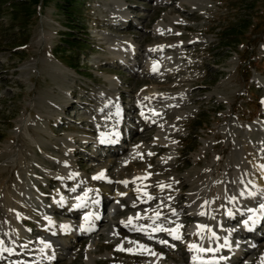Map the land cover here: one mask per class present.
Listing matches in <instances>:
<instances>
[{
  "label": "rangeland",
  "instance_id": "obj_1",
  "mask_svg": "<svg viewBox=\"0 0 264 264\" xmlns=\"http://www.w3.org/2000/svg\"><path fill=\"white\" fill-rule=\"evenodd\" d=\"M166 1L0 0V193L9 198V211H19L21 232L35 226L22 217L41 227V233L15 242L27 255H38L37 240L49 232L42 228L49 217L51 232L60 234L51 239L63 242L60 250L40 251L49 264H193L190 257L165 258L188 251L194 243L190 225L179 229L182 240L153 234L168 241L156 251L155 240L134 238L115 228V218L126 217L114 216L109 229L83 234V244L77 231L68 233L63 227L73 218L60 208L51 209L57 208L60 195L71 194L75 183L119 203L127 197L120 187L105 182L96 188L91 183L96 171L81 168L92 155L97 170L105 173L110 161L103 145L87 146L97 137L89 129L95 127L99 93L117 97L125 124L140 130L145 126L138 124L139 109H129L139 95H182L180 108L151 126V138L123 141L125 152L114 164L112 178L118 179L119 170L128 177L150 173L165 183L179 175L183 183L194 181L198 195L186 200L190 206L178 214L186 223V212L200 206L205 213L202 225L213 227L214 220L220 224L228 189L240 186L241 178L264 191V0ZM162 44L172 49L149 55ZM155 60L160 63L149 73L150 61ZM160 145L168 148L158 150ZM59 148L70 153L63 155ZM133 150L138 152L135 158L143 160L139 166L133 158L123 162ZM9 157L15 161L7 163ZM61 160L73 164L66 166ZM76 173L87 175L68 181L66 176ZM52 178L57 182L50 186ZM177 185L166 188L177 194ZM29 207H37V214ZM124 241H140L157 255L136 259L144 252ZM109 243L112 248L104 246ZM121 244L132 251L118 250ZM54 252L56 259H50ZM112 256L117 259L105 261ZM231 258L235 264L237 257ZM240 258V264H264L261 258H254V263Z\"/></svg>",
  "mask_w": 264,
  "mask_h": 264
},
{
  "label": "bare ground",
  "instance_id": "obj_2",
  "mask_svg": "<svg viewBox=\"0 0 264 264\" xmlns=\"http://www.w3.org/2000/svg\"><path fill=\"white\" fill-rule=\"evenodd\" d=\"M160 1L161 2L162 1L167 2L166 0H160ZM168 49H172L170 47V45H167V44L163 45L162 44L160 46H157V48L150 50L149 55L155 57L164 51L166 52V50H168ZM149 65H151V64H149ZM152 67H153V65L149 66V73H151L150 71H152ZM181 92H183V91H181ZM120 98H121V100H123V94H121L119 96V99ZM116 99H117V97L116 98L114 96L109 97V96H107V94L105 95V93H99L97 95V100H98L97 110H99V111H98V115L96 116V118L92 119V121L95 124L94 125L95 127H91L89 129L92 133H95V135H97V137L94 138V141L93 140L87 141V142H89V144L87 146H89L91 143H96V147L101 146V142H105V143L109 142V145L107 148V153H108V158L110 159V161L105 165L106 172L104 173V170H97V164L95 163L94 157L92 155L89 159L90 162H87L86 164H82V168H84V170L86 172L96 171L94 174L95 176H93L92 180H91L92 181L91 183L94 184L93 186H96V188H99L98 185L100 182L101 183L105 182V183H108L109 186L110 185L111 186L114 185L117 187L120 186L121 188H123V190L126 189L127 197H125L123 200L124 205H118L116 202H114V206L116 209V211H114L115 214H118V210H119V212H121L122 210L128 212V214H126L124 216V217H126L125 220H123L124 222H127L129 217H136L138 213L141 216H152V215H154V212L157 210L162 213L161 218H164L163 216L174 217L175 215L169 210V207L161 206L160 208H158L157 206L161 204V201H163L164 205L170 206L172 209L176 210V214H179V211L186 209L185 208L186 206H190L188 204V202H186V200L191 201L192 199L195 198V195H198L199 190H196L198 188L193 190L195 188V186H193V184H195L194 181H193V183H191V185H189V183H183V182H181V179H180V177L182 175H179L177 177L168 178L169 182L165 183L164 181H166V179H162L161 177H157V176H153V175L148 176L145 173H134L137 175H130L128 177V176H123L124 173L122 171H119V170H118V176H117L118 179H113L112 177L115 174L114 164H117L118 159H120L122 157V154L125 151H124L123 145L118 144L115 146V145L111 144V141L119 139L120 135H121V139H120L121 141H125L127 139V141H129V142L137 140L139 138H142V139L151 138L152 134H149V132L150 131L152 132V130H153L151 128V126H153L157 122H159L165 116V114L168 115L169 111H174V110L179 109L181 106V100L183 99L182 95L180 93H178V94H159L158 92H151L150 94H147V95H139L138 100H137V104H133V106L130 105L129 109H134V108L139 109V111H137L139 113V114H137V116L139 117L138 118V124L141 123L140 124L141 126H145V127H143V130L136 128L134 125L125 124L126 123L125 118L121 117V113L124 114V110H121V105L119 104L118 99L117 100ZM124 102H126V101H124ZM73 103H75V101H73ZM73 103H67L66 105L70 106ZM119 123H121L120 128L118 126ZM122 130H124V132H126L128 134L127 137H124V135H123L124 133L122 132ZM103 131H105V132H103ZM113 137H115V138H113ZM167 148L168 147L166 145H160L157 147L158 150H162V151L167 149ZM59 151L62 152L63 155L70 153L68 150H65V149L63 150L60 148H59ZM129 151H128V153H129ZM133 151H131L125 158H123V162H124V164H126L125 162L129 161L128 159L133 158L134 164L139 166L142 164L143 160L136 159L135 157L138 154V152L136 150H133ZM0 157H1V155H0ZM11 159H12V157H9L7 160V163L15 161V160L11 161ZM153 161L154 160L151 159V162H153ZM198 161H201V160L199 159ZM61 162L63 164H65L66 166H70L73 164L69 160H61ZM5 166H7V165H5ZM131 166H132L131 164L127 165L125 167V172L130 171ZM209 168H211V167L209 166ZM1 170H3V169H1ZM101 172L104 173V178L94 179V177H96ZM261 173H263V172H261ZM86 175L87 174L78 175V178H80L82 180L85 178L82 176H86ZM145 176H147L146 179H136L138 177L143 178ZM66 177L69 179L68 181H74V179H76V178H74L75 175H73V174L68 175ZM189 177H191V176H189ZM231 177H233V176H231ZM51 181L52 182H51L50 186L55 184L57 182V179L52 178ZM123 181H127L128 183H122ZM261 182H263V185H264V178ZM234 183H235V181H234ZM161 184H163V185L172 184L171 187H174L175 184H178L177 185V187H179L178 193L175 194L174 189H170V188H166V187L161 189V187H160ZM241 184H242V181L240 183V186H237V187L240 188ZM243 185H247V187H249L250 189L253 188V191H255L256 195H249L246 193L244 196V194H241V193H243L242 189H239V191L235 187H233V188L231 187L230 189H228V193H227L228 196L226 197V202H227L226 203V208H227L226 211L227 212L224 215L225 216L224 220L230 221V222H237L239 219H243L247 213H250L249 215H251L252 219L255 221V223H252V222L250 223V226L252 227V231L250 234L254 237L255 244L257 243L256 248H258V252L257 251L251 252L250 251L251 249L248 247L253 248V250H256V248L252 247V245H250V244H244V247L246 246V249H244L243 252H241L242 249H239V248L238 249H236V248L231 249L232 250L231 254L228 253L226 255V257H229V260H226L224 258L222 260H220V259L211 257V255H208V257L205 259L213 261L214 264H234V262H232V259L230 260V257L233 255L235 257H237L235 264L241 263L240 257H242V255L244 257L245 256L249 257L248 258L250 261L249 263H254V258H261V261L264 260V254L260 255L261 251L264 250V209L262 210L259 208V210L257 211L258 213L247 211L248 208L244 207L242 205V201L239 199L242 196L243 199L246 198L247 204L253 205L254 207H256L258 202L259 203L264 202V191H262L257 186H255L254 184H251L249 182L243 181ZM138 188L146 190L147 193H149L152 197H154V199L148 200L144 196L143 191H139V192L137 191ZM92 190H93V188H91L90 193L95 192L96 194H94V196H96V197L98 194V196H99L98 200L100 201V203H99V206L97 208H93L95 210V212H93V214H92V220L90 221V224H89L90 225L89 230L88 229H87L88 231H83L82 229L77 230V232L79 234L76 233V236H78V238L80 237L81 243H83V242L85 243L87 241V238L84 237L82 232H85L84 234H87V233L90 234L92 231L98 230V229H100V231L103 232L104 230L109 229L111 227L110 223L113 221V220L111 221L110 219H108V217L107 218L103 217L102 215L95 216L96 214L99 213L100 208L103 210V212H106L109 210L110 199L107 196H102V194L100 195L99 192H96L95 190L92 191ZM187 190H193V191H191V193L189 194V192ZM81 193H88V192H86L85 190H82ZM121 194H123V192H121ZM175 196H176V199H175ZM77 197H79V195H76L73 198V200H70L71 203L73 202L71 205H74L77 201L78 202L80 201L79 199H77ZM232 197H236V199L232 200L231 199ZM56 202H58V201H56ZM61 202H65V201L63 200ZM9 204H10L9 198L7 196H5L4 194L0 193V239H2L4 241V247L13 249V251H11V252H0V262H4L7 264H44L46 262V259H45V261H42L43 259L39 257V254H40L39 252L43 249H45L47 251L50 250V247H45V244L51 245V244H54V242H51L50 236H45V235L41 236L40 235L38 238L39 246L37 247V250H36L38 255H36V254L35 255H33V254L27 255L25 253V250H23L24 248H21V246L19 247L15 244L13 245L8 240L9 234L12 237H15L16 241H18V239L19 240H25L26 237L36 235L34 233L39 234L42 231H41V227L38 226L37 221H35L32 218H26V217L23 218L22 217L23 222L24 221L26 222L28 220V222H34L35 226L32 228L33 230H28L27 233L21 232V229L19 227V222H20L19 221L20 220L19 219L20 218L19 211H16V210L13 212L9 211V209H7ZM16 205L17 204H15L13 206L16 207ZM56 205H57V208L54 209L55 211H59V208H60V210L64 209L63 206L60 207L59 203H56ZM259 206H260V204H259ZM17 207H18V205H17ZM29 210L33 214H37L38 208L37 207H34V208L29 207ZM1 211H3V213ZM63 211H65L64 212L65 215L71 216V217H72V214H74L76 212L75 209H67V210L64 209ZM229 212H232L233 215L229 216L228 215ZM191 213L186 212V214L184 215L190 221L197 220L198 217L199 218L203 217V215H201L200 213H198V214H191ZM20 215H21V213H20ZM183 219L184 218L182 217V220ZM138 221L139 222L140 221H146L149 224L151 220L150 219H139V220H135L134 224H136ZM222 222H223V220H222ZM45 224H46L47 230H49L48 233H52V235H54L55 232H53V231L51 232V230L53 229L51 222L49 220H47V221H45ZM116 227H118V228L120 227V228L125 229L126 230L125 234H129L131 236L133 235V236H135L134 238L142 237L141 233H143V232L133 231V230H131V226L125 227L124 223H122V220H119V219L117 220V222L115 223V228ZM194 227H195V224H193V228ZM220 229L221 228H219V232H222V231H220ZM79 231H82V232H79ZM81 235H83V237ZM85 236H88V235H85ZM44 237H45V240L47 238V240H49L50 242L45 241L42 243V240ZM247 237H248V235H247ZM57 243H60V242H57ZM124 243L126 245L129 244V242H125V241H124ZM132 245H133V243H132ZM58 246L59 247H56V249L60 250L61 245H58ZM104 246L106 248L107 247L112 248L111 243L105 244ZM153 248L154 249L157 248L159 250L163 249L159 244L154 245ZM180 248H183V247L180 246ZM206 248H208V246H206ZM141 251H143V249H141ZM114 253H116V255L118 257L119 256H124V257H128V258L130 257V256H128L122 252H114ZM240 253H242V255ZM229 254H230V256H229ZM188 257L189 256H188L186 251H185V253L182 252V254L179 256L172 255V254H167L165 256V258H170L173 260L187 259ZM134 258L144 259V258H146V254L145 253L144 254H138V255H135ZM116 259H117V257H116ZM116 259H114V257L112 256V257L106 258L105 261L116 260ZM244 259H246V258H244ZM259 261H260V259H259ZM0 264H2V263H0Z\"/></svg>",
  "mask_w": 264,
  "mask_h": 264
},
{
  "label": "snow or ice",
  "instance_id": "obj_3",
  "mask_svg": "<svg viewBox=\"0 0 264 264\" xmlns=\"http://www.w3.org/2000/svg\"><path fill=\"white\" fill-rule=\"evenodd\" d=\"M152 154L153 153H149V155H152ZM261 167L264 168V165H261ZM148 175H151V174L149 173ZM102 178H104V173L103 172H101L96 177H94V179H102ZM146 178H147V176H145L143 178L138 177L136 179H146ZM122 183H128V182L127 181H123ZM170 186L171 185H163V184L160 185L161 189H163L164 187H170ZM72 190L75 191V189H72ZM137 191L138 192L139 191H143L144 196L148 200L154 199V197H152L149 193H147L146 190H143V189L138 188ZM241 194H243V193H241ZM248 194L249 195H256V193H252V192H249ZM77 199H83V198L82 197H77ZM231 199L232 200H235L236 197H232ZM63 200H64V197L61 196V200L58 201V203L61 202V201H63ZM205 203H207V202H205ZM77 206H79V205H77ZM161 206H167V207H169V210L173 214H176V210L175 209H172L168 205H164L163 204V201H161V204L158 205L157 207L160 208ZM259 208L260 209H264V203H261L260 206H259ZM248 211H250V212H256L258 210L257 209H248ZM200 214L201 215H204L205 213L204 212H201ZM161 215H162V213L160 211H158V210L155 211L154 212V215H152V216H141L138 213L136 217H129V219H128L127 222L122 221V223H124L125 227H130L131 226V230H133V231L144 232L145 234H147L149 236V238H152V235H151L152 233H156V232H167L169 236H172L173 237V239H175V240H182L183 239V236L180 233L179 229H181L183 227V225L176 224L175 228H165L162 224H155V222L160 219ZM228 215L229 216H232L233 213L232 212H229ZM45 219H48L51 222V220H50L49 217H45ZM85 219L87 220L88 217H85ZM139 219H150V220L153 221V224H150V225H143V224L134 225V221L135 220H139ZM165 219H167V218H165ZM250 222L255 223V221L252 219V217H249V219L244 220V224L245 225H248ZM169 223H172V222L169 221ZM63 227L65 228V230H68V227L69 226L64 225ZM197 228H198V231L195 234L196 235H199L201 240L205 239V235H204L203 230H207L208 229V226L207 225H198ZM114 234H117V233H114ZM211 235H212V237H215L216 236L215 232H212ZM129 242L139 245V247L141 249H143L144 251L149 252L153 256L157 255V253H155L154 251H152L147 245L140 244L139 241H129ZM42 243H43V241H42ZM159 243H161V244H168V241H166V240H160ZM172 246L174 247V245H172ZM24 247H27V245H24ZM45 247H50V245L45 244ZM188 248H189V251H194L196 253L192 257L193 264H197V261H199V264H214L213 261L206 260L203 257H201L200 254L201 253H211V252H215V251H218V249L211 248V247L206 248V247H203L202 245L197 244V243H192V244L188 245ZM117 249L118 250H123V251H132V249H124L122 244L121 245H118L117 246ZM11 251H13V249L4 247V241L2 239H0V252H11Z\"/></svg>",
  "mask_w": 264,
  "mask_h": 264
}]
</instances>
